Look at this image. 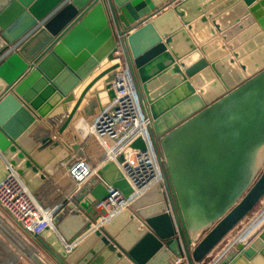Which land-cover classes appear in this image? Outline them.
Instances as JSON below:
<instances>
[{
	"label": "water",
	"instance_id": "95a60500",
	"mask_svg": "<svg viewBox=\"0 0 264 264\" xmlns=\"http://www.w3.org/2000/svg\"><path fill=\"white\" fill-rule=\"evenodd\" d=\"M122 58L166 188L93 227L111 190L133 191L88 133ZM79 158L95 169L83 182L70 175ZM1 160L64 243L85 236L68 249L0 203L26 238L1 216L0 232L30 264L208 262L264 198V0H0V181ZM233 245L215 264H264V226Z\"/></svg>",
	"mask_w": 264,
	"mask_h": 264
},
{
	"label": "built area",
	"instance_id": "2783aa9c",
	"mask_svg": "<svg viewBox=\"0 0 264 264\" xmlns=\"http://www.w3.org/2000/svg\"><path fill=\"white\" fill-rule=\"evenodd\" d=\"M115 55L122 56L121 46ZM111 84L114 97L93 124L89 126V135L93 136L99 143L104 161H114L133 190L127 198H123L117 191L111 190L110 196L103 203L105 206H112L111 213H114L118 209L128 208L130 202L151 187L159 185L163 192L166 187L162 168L163 159L150 133L151 118L139 99L137 87L124 58H122V70L114 76ZM137 138L143 141L144 149L131 147V143ZM121 154L124 159L118 163L117 157ZM81 161L84 159H77L74 167ZM5 166L8 169V174L0 181V203L5 210L21 225L29 228L32 233L38 234L46 227L56 231L52 223L51 210L45 209L35 200L21 177L11 166L6 162ZM85 171L82 182L93 174L95 169L88 170L85 167ZM70 173L71 176L76 177L72 174L71 169ZM263 201L264 199H261L258 204L261 209L244 219L243 221L246 220V222L243 225H241L243 221L238 225V227L240 226L238 230L243 229L246 224L253 225L246 232V234L252 232L249 239L264 226ZM79 239L80 237L71 243H66V248L69 249L72 245L74 246ZM228 243L233 244L235 242L227 240ZM178 261L176 259L174 263Z\"/></svg>",
	"mask_w": 264,
	"mask_h": 264
},
{
	"label": "crops",
	"instance_id": "0c3cea01",
	"mask_svg": "<svg viewBox=\"0 0 264 264\" xmlns=\"http://www.w3.org/2000/svg\"><path fill=\"white\" fill-rule=\"evenodd\" d=\"M88 81V80H87ZM2 161V160H1ZM2 163L5 165V162L2 161ZM74 175H77V170H75L73 172ZM83 180V178H82ZM122 210V209H121ZM120 211V210H119ZM118 212V211H117ZM115 212V213H117ZM115 213H110V218L112 215H114ZM0 216L3 217V219H5L9 225H11V227L15 228L17 233H19L21 236H23L24 238H26V235L23 231H21V229H19V227H17L13 221H11V219L6 215V212L5 211H2L1 207H0ZM110 218L106 217V218H101L99 220H97V222L95 223V225H93V227H98L100 226L102 223H106V221H108ZM51 231L57 236V238L63 243L64 247H66V243H64L63 239L60 237V234L58 233V231H54L51 229ZM239 230L235 228V230H233L231 232V235H229V238H228V241H234L235 243L237 241L239 242H242V241H245V240H242V239H239L238 240V235H239ZM252 236V234H249L248 237ZM85 239V236L82 235L80 237V239L78 240V242L76 244H74V246L72 245L71 248H75L77 247L80 243H82V241ZM63 240V241H62ZM224 249L226 251V249H230V247L232 246V244L228 243L227 245L224 244ZM230 246V247H229ZM69 248V249H71ZM37 249V248H36ZM68 250V249H66ZM221 251V250H220ZM220 251H216V252H213L215 253L213 256H215L216 254V257L220 256L221 253ZM40 254L43 255L45 257V259H47V261L50 262V260L48 259L47 256H45L40 250H39ZM215 257V258H216ZM0 264H30V262L23 256L21 255V253L17 250V248L12 245V243L3 235V233L0 232Z\"/></svg>",
	"mask_w": 264,
	"mask_h": 264
},
{
	"label": "bare ground",
	"instance_id": "6f19581e",
	"mask_svg": "<svg viewBox=\"0 0 264 264\" xmlns=\"http://www.w3.org/2000/svg\"><path fill=\"white\" fill-rule=\"evenodd\" d=\"M88 133H89V131H88ZM90 134V133H89ZM99 144V143H98ZM104 156V155H103ZM114 162V161H113ZM85 164H84V161H81L78 165H76L73 169H72V174H73V172L75 171V170H77V175H75L76 177H78L80 180H82V178H83V173H86V171H85ZM114 198H116V196H114ZM119 210V209H118ZM117 210V211H118ZM116 211V212H117ZM111 213V212H110ZM115 213V212H114ZM104 223H102L101 225H103ZM100 225V226H101ZM251 226H253V225H251V224H246V226H244V228L243 229H241V230H239L240 232H239V235H238V240L239 239H242V240H247V239H249V237H248V235L249 234H251L250 232H249V234H246V232L250 229V227ZM235 229V228H234ZM233 229V230H234ZM232 230V231H233ZM231 231V232H232ZM256 234V233H255ZM61 237V236H60ZM62 238V237H61ZM237 242H239V241H237ZM236 242V243H237ZM234 245L232 244V246H231V248L233 247ZM230 247V246H229ZM222 252H221V251ZM229 249H226V251H225V249H224V246H221L220 248H219V251L221 252V253H219V254H221L220 256H218V257H216V255L215 256H212L209 260L210 261H208L207 262V264H211L212 262V264H215L216 263V261L218 260V259H220L223 255H225L226 254V252L228 251ZM211 254V253H210ZM216 257V258H215ZM212 258H214V260L212 259Z\"/></svg>",
	"mask_w": 264,
	"mask_h": 264
},
{
	"label": "rangeland",
	"instance_id": "374dc122",
	"mask_svg": "<svg viewBox=\"0 0 264 264\" xmlns=\"http://www.w3.org/2000/svg\"><path fill=\"white\" fill-rule=\"evenodd\" d=\"M71 171H72V168H71ZM264 199V198H263ZM264 202V201H263ZM97 209H98V211H99V217H98V220L99 219H101V218H106V217H108V218H110V212H111V210L113 209V207L112 206H105L104 205V203H101V204H99L98 205V207H97ZM259 209H261V207H260V205H257V207H255L253 210H252V212L250 213V214H254L255 212H257ZM246 222V220L245 221H243V223H241V225H243L244 223ZM238 228H240V226L238 227H236V229H238ZM235 230V229H234ZM229 235H231V232L225 237V239H224V241L222 242V244H220L219 245V247H217V248H214L213 250V252H216V251H219V249L218 248H220L221 246H223L224 244H227V240H228V238H229ZM213 260H214V258H212ZM213 263V262H212ZM211 263V264H212ZM199 264H207V261H204L203 263H199Z\"/></svg>",
	"mask_w": 264,
	"mask_h": 264
}]
</instances>
